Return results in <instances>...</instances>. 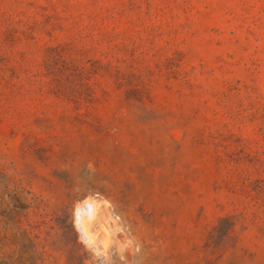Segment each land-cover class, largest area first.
I'll use <instances>...</instances> for the list:
<instances>
[{
  "label": "rangeland",
  "instance_id": "rangeland-1",
  "mask_svg": "<svg viewBox=\"0 0 264 264\" xmlns=\"http://www.w3.org/2000/svg\"><path fill=\"white\" fill-rule=\"evenodd\" d=\"M0 264H264V0H0Z\"/></svg>",
  "mask_w": 264,
  "mask_h": 264
},
{
  "label": "bare ground",
  "instance_id": "bare-ground-1",
  "mask_svg": "<svg viewBox=\"0 0 264 264\" xmlns=\"http://www.w3.org/2000/svg\"><path fill=\"white\" fill-rule=\"evenodd\" d=\"M85 205H87V204H85ZM89 205V204H88ZM92 206V205H91ZM84 207V206H83ZM82 207V208H83ZM90 207V206H89ZM89 210V209H88ZM81 211L83 212V210L81 209ZM93 211V210H92ZM82 212H80V213H82ZM91 213V212H90ZM84 214V213H83ZM89 214V213H88ZM87 214V215H88ZM81 216V215H80ZM86 216V215H85ZM90 216V215H89ZM87 217V216H86ZM82 219H80V217H79V219H80V223H79V225H80V229H81V231H82V235H84V237L88 240L87 242H90V241H94V237H92L91 235H90V231L88 230V225H85L86 223H85V219H86V221H87V218H85L84 219V217H81ZM88 222V221H87ZM87 226V227H86ZM90 229V228H89ZM96 238V237H95ZM93 243H95V242H93ZM103 244H105V242H102ZM90 244V243H89ZM92 244V243H91ZM90 244V245H91ZM96 244V243H95ZM95 244H94V246H95ZM102 244V245H103ZM93 245V244H92ZM101 245V244H100ZM97 246H99V245H97ZM104 247V246H103ZM106 247V246H105ZM99 248V247H98ZM107 249V248H106ZM101 250H103V249H101ZM107 251V250H106ZM104 252V251H103ZM106 253H108V252H106Z\"/></svg>",
  "mask_w": 264,
  "mask_h": 264
}]
</instances>
